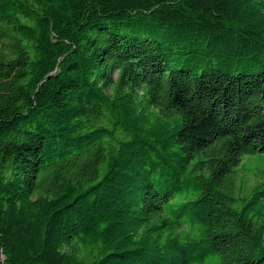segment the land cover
I'll list each match as a JSON object with an SVG mask.
<instances>
[{"label":"trees","instance_id":"1","mask_svg":"<svg viewBox=\"0 0 264 264\" xmlns=\"http://www.w3.org/2000/svg\"><path fill=\"white\" fill-rule=\"evenodd\" d=\"M254 153L264 0H0V264H264Z\"/></svg>","mask_w":264,"mask_h":264},{"label":"rangeland","instance_id":"2","mask_svg":"<svg viewBox=\"0 0 264 264\" xmlns=\"http://www.w3.org/2000/svg\"><path fill=\"white\" fill-rule=\"evenodd\" d=\"M261 177H264V153L245 155L235 167L233 177L223 179L217 188L239 203H244L260 190L258 183ZM178 200H182V197H175L173 202Z\"/></svg>","mask_w":264,"mask_h":264}]
</instances>
